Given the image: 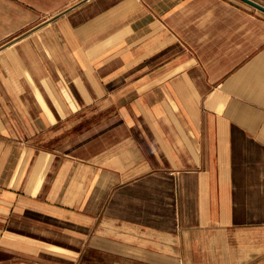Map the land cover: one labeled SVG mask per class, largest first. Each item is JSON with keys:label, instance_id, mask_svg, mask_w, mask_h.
<instances>
[{"label": "crops", "instance_id": "crops-1", "mask_svg": "<svg viewBox=\"0 0 264 264\" xmlns=\"http://www.w3.org/2000/svg\"><path fill=\"white\" fill-rule=\"evenodd\" d=\"M0 264H264V12L0 0Z\"/></svg>", "mask_w": 264, "mask_h": 264}, {"label": "water", "instance_id": "water-1", "mask_svg": "<svg viewBox=\"0 0 264 264\" xmlns=\"http://www.w3.org/2000/svg\"><path fill=\"white\" fill-rule=\"evenodd\" d=\"M242 1H244V2L248 3L249 5H251V6H253V7L264 12V4H262L256 0H242Z\"/></svg>", "mask_w": 264, "mask_h": 264}, {"label": "rangeland", "instance_id": "rangeland-1", "mask_svg": "<svg viewBox=\"0 0 264 264\" xmlns=\"http://www.w3.org/2000/svg\"><path fill=\"white\" fill-rule=\"evenodd\" d=\"M259 1H261V2H263V3H264V0H259Z\"/></svg>", "mask_w": 264, "mask_h": 264}]
</instances>
